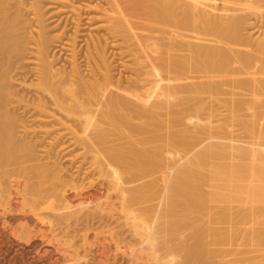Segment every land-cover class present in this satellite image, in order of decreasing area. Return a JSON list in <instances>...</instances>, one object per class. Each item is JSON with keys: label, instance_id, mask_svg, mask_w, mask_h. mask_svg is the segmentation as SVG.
Returning a JSON list of instances; mask_svg holds the SVG:
<instances>
[{"label": "bare ground", "instance_id": "obj_1", "mask_svg": "<svg viewBox=\"0 0 264 264\" xmlns=\"http://www.w3.org/2000/svg\"><path fill=\"white\" fill-rule=\"evenodd\" d=\"M19 1V5L16 4L18 12L16 11L12 17V15H9V10L12 5L13 8L15 7V2L11 4L13 2L11 0H0V264H61V260L67 258L68 249L71 250L70 248L73 247L71 245L68 247V244L71 243L66 246V242L57 241L58 243L53 246V251H49L47 248L41 252L40 248L45 244L42 241L38 243L34 240L36 237H41L42 240L49 239L46 231L51 223L47 222L50 220L52 222V219H57V221L59 220L64 224H69L71 221L77 222L79 224L76 223L77 227H83L82 229L86 230V234L80 231L79 228L75 231H78V236H80L79 232L83 234L80 236V242L82 241L85 249L88 247L91 249V240L87 232L96 231L95 229L100 230L101 226L104 225L103 221L101 222L103 220L102 216L107 218L105 215H108L109 218L111 216L114 218L112 214L115 213L118 216L119 212H115L117 209L114 210L116 205L114 207L113 203L116 199L112 202L114 196H110L112 193L113 195L116 193L115 196L122 201V205L119 204L123 208L120 216L124 213L126 221L127 218L136 219L132 217L134 216V213H132L133 206L135 205L134 208L141 206L137 204L143 202V200L147 202L148 198L150 199L148 201L151 202V199H153L156 203L161 198L166 200V208L164 207L165 204L160 206L163 208L161 211H164L161 214H165L167 218L165 215L162 216L163 218L159 214L156 215L158 211L154 207H144L145 209L155 210V212L151 210V213L150 209L146 212L141 207V211L146 212L148 216H145L146 214L143 212L142 223H137L136 229H132L136 231L134 233H137V236L140 235L139 247L127 250L125 247L129 249L133 244H129L130 246L123 245V248L122 245V247L120 246L123 242L120 239L117 241L118 244L115 243L117 251L122 250L124 255H127L126 261L124 258L118 260L116 253L114 258L109 254L111 248L107 242L112 240L113 243L116 238L112 233L114 229L110 230L108 228V237L102 236L104 239H100V232V238L98 235H94L98 242L91 237L97 242L91 241L92 244H97L96 248L92 246L93 253H95L93 259L97 260L95 262L98 264H134L135 259L138 257L136 261L139 260L143 256V251L148 247L155 251L156 247L160 246L159 241L157 240L156 244L155 240L156 237V239L160 237L157 235L158 233L167 235L169 238H172L170 236L176 237L181 233V230L177 232L178 227L183 226L184 229H181L185 231L184 225L189 226V231L194 227L190 237L194 236L192 239L195 242H189L190 240L185 238L184 242L181 240V244L180 242L179 245L176 244L177 242L175 244L183 252V248L186 246L184 249L185 251L188 249L189 252L186 251L188 254L185 258H188L189 255L194 260L193 264L199 263L198 260V262H195V259L203 260V256L207 260L203 263L211 264L217 253H213V251L210 253V249H208L209 253H204L203 250L199 251V247L204 246L200 243L203 241V236L206 237V235L201 230L202 228L198 227V225H201V222H198L201 217L198 218L197 216H203L204 211L208 214L211 225L215 224L212 223V220L217 223L215 224L217 227L213 225L210 229L208 228L209 221L205 217L206 214L203 216L206 218L204 220V223L206 221V225H204L207 226L205 229L208 228L213 237L217 236L216 238H219L221 236L218 239L220 242H216L214 238L210 237L209 241L211 242L208 243H211L214 247L222 242L219 247L221 251H219L224 253H221L222 256L220 252L217 255L221 256L222 259L226 258V255L233 254V252L228 253V250L226 252L225 248L227 246L223 248L225 251L222 250L221 247H224V244L233 245L231 241H236L235 243L238 244V240H241L242 244H240L244 246L245 243L242 239L245 237L243 236L253 239L254 232L250 230L254 236H248L250 235L249 230L244 227L246 223L243 224V228L241 227L246 214V221L250 220L249 218L252 215L248 214L256 210V205H264V125L260 123L264 120V33L262 34L263 37L257 38L258 43L252 45L249 42L248 49L245 48L246 41L244 44L243 30L248 29L247 23L250 20L246 18L249 17V13L245 18L241 17L240 14L239 16L235 15L241 9L235 7L237 5L233 4V0H95V3L98 1L97 5H92L94 2L89 0L90 2H88H93L91 5L95 7L91 9L94 13L97 11L99 14L95 13L98 16L96 20L106 22L104 23L107 25H104L106 33H104L105 36L101 35L102 37L91 35L93 38L89 39L90 42H87V47L85 45L86 49L82 47L84 50L82 48L79 50L77 39H80L78 35L80 34L79 30H82L79 29L81 28L82 18L76 17L85 13L83 6L85 2L87 3L86 0H80L84 3L77 5L78 7L76 6L77 10L81 11L83 9L82 11H84L82 14L77 11V16L74 15L76 14L74 4V7L70 6V8H74L75 12L69 9V5L67 7L69 11L67 10L66 15L73 13L71 16H76L75 19L70 15L69 17L74 21L76 19L79 21H73V24L77 26L74 27L77 29H75V33L70 34V37L68 35L70 32L66 34L69 39L65 43L63 35L50 36V30H48V24H45L46 19L44 20L43 15L44 4H40V6L38 0L31 2L32 4L30 3L31 0L29 1L34 6L29 5L32 7L29 9L34 10L33 16L35 18L33 17L34 20H31V22L35 21V24H33L27 21V18L26 20L21 18V13L26 12L27 8L25 9V6L28 5L23 4L25 0L23 3L22 0ZM61 1L59 3H62ZM72 1L67 3H76V0ZM240 1L242 3L244 0ZM52 3L54 2L52 1ZM77 3L79 4L78 0ZM234 3L237 4V2ZM55 4L57 6L58 2ZM20 5L24 7H21L23 12H21ZM255 5L256 3L253 6ZM86 6L88 7V4ZM15 8L17 9V7ZM60 8L61 10L64 9L63 7ZM29 9L27 10L32 14ZM250 9L255 14L260 12L257 11L256 7ZM57 12L60 13V10H57ZM254 13L250 12L255 17ZM57 15L59 16V14ZM24 21L27 25L23 23ZM92 21L94 20L92 19ZM28 22L33 26L37 23L39 31L35 34L33 31H29L31 26H28ZM98 22L96 21V23ZM22 23L29 28L26 27L27 29L24 30L25 26H21ZM158 26L160 27L157 28ZM95 28L97 29V27ZM27 30L31 34L29 38H27ZM25 34H27L26 37ZM260 39L262 40L260 41ZM119 40L120 42L122 40L126 45L123 46V43L120 45ZM133 40L135 41L133 42ZM54 43L58 45L53 46L54 50L60 54L66 51L69 52L71 60L69 63L67 62V67L55 68V58L51 50ZM110 44H112L111 47ZM112 46L118 47L119 57L129 56L130 58L127 57L129 59L134 57V60L132 59L134 62L136 59L138 68L135 70L136 72L134 71L136 76L132 73L134 79L126 78L122 80L121 78L114 81L107 56V52ZM250 46L251 48L256 46L255 53L254 48L252 49L254 54L251 50L249 51ZM118 55L116 54V56ZM79 56H82L80 57V59L83 58L81 59L82 62L79 60ZM116 56L114 55V58ZM83 62L84 64L86 62V67H91L90 74L92 76L89 75L91 77H88L90 79H86L82 74L84 70L81 69L80 64ZM28 63H31L30 66L32 65L34 71H36L38 80L37 84L31 85L34 88L31 97L21 96L16 84L20 77L24 78L26 72L23 71H26ZM110 67L112 66L110 65ZM132 67L136 68L135 66ZM128 68L130 67H125L126 70ZM22 83L25 84L26 82ZM213 100L218 101L220 108L222 106L228 112L229 115H227L230 118L227 119L226 113L221 108V113H225L226 119L224 118V123L222 121L223 124L221 123L216 129L211 126L214 124L211 120L216 116V113L219 114L220 110L219 108H213V105L210 104ZM217 107H219L218 104ZM216 110L219 112H215ZM223 115L217 116L222 118ZM245 116L251 118L250 121L245 124H238L240 126L239 130L245 136H236V130L233 127H237V125L235 126L232 122L235 123L237 122L236 118ZM67 146H70L71 150L80 148L85 151V153L82 152V162L77 163V165H80L77 166L76 163L71 165L70 163L71 166L66 167V169L74 168L73 165H75L77 168L73 170H75L74 172L78 171L76 172L78 175L75 174V177H81L79 180L73 178L74 172L71 168L66 171L65 167L52 165L55 163H52V158L54 160L58 159L56 155L54 156V151H57L55 154L60 158L61 154H59L60 150L58 149H61V153L64 155L69 150ZM73 146L77 148H73ZM62 150L63 152L66 150L65 153ZM67 172H71L73 175L71 176V173L68 175ZM66 175L71 177H67L70 178V182L66 179ZM95 176L103 180V183L99 181L101 184H98V186L94 184V188L90 181L96 183L98 179L94 178ZM88 180L90 181L88 182ZM87 182L90 184V190H88ZM136 183H140V185L134 186ZM101 185L103 187L105 185L106 190L108 188L109 191L113 192L108 191L109 193L106 192L107 194L104 195L105 193L100 188ZM68 188L72 189L71 195H68ZM165 200L160 201H163V204ZM236 202L250 204L251 208L255 210L250 211L251 208H249L250 212L244 213L247 212L246 209L244 212L241 210V214H238V208L235 215L228 210L230 207L228 208L227 205ZM153 204L150 203L152 206ZM154 206L156 205L154 204ZM160 206L158 207L160 208ZM215 209L217 212L219 211V215L217 217V212L214 211L215 216L211 217ZM220 209L223 211L220 212ZM258 209H261L262 213V208ZM227 210L231 213H228ZM189 214L192 217H189ZM228 214H230V217H232L231 214L235 215V218L238 217L237 220L227 219ZM20 215L22 216L20 217ZM254 215L258 216V214ZM168 216L173 218L172 221ZM225 216H227L226 219ZM239 216L243 220L241 217L239 220ZM256 216L254 221H252L253 217L250 221L258 222L255 221ZM259 216L264 217L261 214ZM96 217L102 218L98 221V224L101 223L99 229L96 228L98 219L94 222ZM145 217L146 219L149 217L148 221H151V223L144 221L146 220ZM193 217H197L199 220H194ZM190 218L193 219L189 220ZM157 219L159 221L165 219L166 228H164L165 226H162L163 229L157 227ZM167 220L169 221L167 222ZM260 220L259 223L262 225ZM81 221H83L82 224L79 223ZM195 221L199 223L197 226ZM232 221H238L239 224L235 222V225ZM72 222L69 225L70 227ZM225 222L227 223L226 226H224ZM232 224L233 226H231ZM43 225L48 226L46 230L42 228ZM110 225L112 224L107 226L110 227ZM127 225L132 226L130 221L127 222ZM222 225L224 227H220ZM228 225L232 228L227 227ZM238 225L241 226L238 227ZM107 226L105 227L107 228ZM133 226H135V223ZM214 226L217 230L213 228ZM197 227L200 229L196 232ZM175 228L177 231H175ZM227 228L229 231L226 230ZM258 228L260 226L255 229ZM158 229L162 230L159 231ZM173 229L178 234L173 232L174 235H172ZM231 229L234 232L231 233ZM244 229L245 234L248 232L246 235L243 232ZM164 230L168 231L163 232ZM170 230L172 231L170 232ZM260 230L255 232L257 234L261 233V235L256 234V237L264 236V230L259 232ZM238 231L239 233L242 232L240 234L243 235V238L235 240V238L241 236L238 233V237H236L235 233ZM192 232H194L193 235ZM230 233L231 238H229ZM233 233L234 236H232ZM103 234L106 235L107 233ZM117 234L121 238L122 233ZM227 235L229 236L227 237ZM256 237H254L257 239L256 242H259L261 237ZM249 238H245L246 245L249 244V240L251 242ZM179 239H181L180 235L176 240L180 241ZM230 239L232 240L229 242ZM262 239L259 246H261ZM128 241L130 240L128 239ZM161 241L160 243L164 247L167 241L165 243ZM125 242L122 244H126ZM252 242L251 244H253ZM256 242L255 244H258ZM23 243L29 244V246L25 247ZM189 243H195L199 249L194 250ZM251 244L247 248L255 246ZM188 245L190 248L187 247ZM230 245L228 246L231 247ZM173 247L175 250L174 245ZM90 249L88 248L85 252L87 256L88 252L92 253ZM250 249H246L247 252L254 250ZM164 250L161 249L162 252ZM74 252L77 253L74 254L75 256H80L82 264H85L86 262H83L84 258H81L82 254L80 255L77 250ZM200 252L204 254H197ZM254 252L257 253V249ZM261 252V256H264ZM51 253L59 256L54 261L52 260L53 262H51V259L49 262L47 257ZM118 254L120 255V252ZM178 254L180 255V253ZM207 254H211L212 257L210 258ZM213 255L215 256L213 257ZM257 256H252L253 258L247 260H254ZM242 257L243 259H240L242 262H248L244 260V256ZM77 259L76 257L75 260ZM122 260L125 262L122 263ZM175 260L170 261V264H172L171 262L174 263ZM234 260H237L236 264H238V258H234ZM249 263L258 264L250 261ZM73 264H78V260L77 263ZM79 264L81 263L79 262Z\"/></svg>", "mask_w": 264, "mask_h": 264}, {"label": "rangeland", "instance_id": "obj_2", "mask_svg": "<svg viewBox=\"0 0 264 264\" xmlns=\"http://www.w3.org/2000/svg\"><path fill=\"white\" fill-rule=\"evenodd\" d=\"M11 1H13L11 4H13V3L15 2L14 6L17 7V9H16L15 7L13 8V7H12L13 5L11 6V5L9 4V5L11 6V8H10V6H9V8H10V10H9V15H12V17H13V16L15 15V12H16V11L18 12V6H17V5H19V4H18V1H19V0H17V1H16V0H15V1H14V0H11ZM20 1H21V0H20ZM20 1H19V2H20ZM29 1H30V0H25V2H24V0H22L21 2H22V3L24 2L23 4L29 6V5L32 4L31 2H34L35 0H33V1L31 0V1H30L31 4L29 3ZM52 1H53L54 3H52ZM60 1H61V0H47V2H46V0H42V1L38 0V4H39V5H40V4H41V5L44 4V5H43V7H44V9H43L44 11H43V12H44V13H43V12H42V13H43V15H44V20L46 19V23H45V24H46V25L48 24V30H50V36L52 35V37H53V36L55 37V36H62V35H63V40H64V43H65V42L68 41V39H69V37H70V34L75 33L74 31H75V29H77V28H75V27H77V26H75L76 24H75V25L73 24L74 22L77 21V19H76V21H74V20L71 19V17H72L73 19H75V17H76L77 14H78L77 11H79V10L76 9V8L78 7L77 5H82V4L84 3L83 1H85V0L81 1L82 3L80 2V0H78L79 4L77 3V0H76V3H75V2H74V3H67V2H69V1L71 2L72 0H69V1H68V0H66V1H65V0L63 1V0H62L61 2H62L63 4H62V3H59ZM73 1H75V0H73ZM73 1H72V2H73ZM86 1H87V3L85 2V4H86V5L88 4V7H89V8L84 4L83 9H84L85 13H83L84 11H82V10H83L82 7H80V9H82V10L79 11L80 14L83 13V14L81 15V16H83V17H81V16H79V15H78V17H76V18H79V17L82 18V19H81V22H82V23H80V27H81V28H79V29H82V30H79V32H80L79 35L77 34V35H78V38L80 37V39H77V41H78V45H79V50H81L82 47L84 48L85 45H86V47H87V42H90L91 38H93V37H99V36L102 37L103 35L105 36L104 33H106L105 30H104V25H105L104 23H106V22H103V21L101 22V21H99V20H96V18H98V16H97L98 13H97V11H96L95 13H97V14H95L94 11H93V9H91V8L94 7V6H92V5H97L96 3H98V1H96V3H95V0H90V1H93L94 3H93V2L89 3V2H90L89 0H86ZM88 1H89V2H88ZM245 1L247 2V4H246ZM249 1H250V2H249ZM252 1L254 2L255 0H244V1L242 2V3H243V4H242L240 0H239V1H238V0H233V4L237 5V6H235V7H239V8L241 9V11H238V12H239L238 14H237V12H236L235 15L239 16V14H240L241 17H244V18H245V17L248 16V13H249V17L246 18V19L250 20V21L247 23V26H248L247 28H248V29H246V31H248V32H246L245 29H244V30H243L244 34L242 33V34H243V37L245 38V39L243 38V43L246 41V42H245V43H246V45H245L246 47H245V48H247V49H248V45H250V44L254 45V43H258L257 38L259 39L261 36L263 37L262 34L264 33V29H263V28H264V6H263V5H264V0H259L260 2H258V1L256 0V1L254 2V4L256 3L255 6H253L254 4H253ZM43 2H45L46 4L43 3ZM57 2H58L57 6L60 4V5L58 6L59 8H58V7L56 6V4H55V3H57ZM234 2H237V4L234 3ZM50 3L52 4V7H51V4H50ZM92 3H93V4H92ZM250 3H252V4H250ZM258 3H259V4H258ZM16 4H17V5H16ZM47 4H48V5H47ZM64 4H65V5H64ZM73 4H74L76 10H75L74 8H72V9L70 8V6L74 7ZM91 4H92V5H91ZM240 4H241V5H240ZM260 4H261V5H260ZM21 5H22V4H21ZM21 5H20V8H21V7L24 8V7L21 6ZM41 5H40V6H41ZM68 5H69V9H70V10H73V9H74V10L76 11V12H75V11L73 10V12L76 13V14H74V15H76L75 17H73L74 15L71 16L73 13H70V14L68 13V15H66L67 10L69 11V9H67ZM238 5H240V6L243 7V8H241V7L238 6ZM247 5L250 6V7L248 8ZM28 6H27V7L25 6V9H26V8L29 9L32 5L29 6V7H28ZM76 6H77V7H76ZM244 6H246V7L244 8ZM262 6H263V7H262ZM32 7H34V6H32ZM32 7H31V8H32ZM60 7H63L64 9L61 10ZM86 7H87V8H86ZM254 7L257 8V11H260V12H258V13H260V14L256 13V14H257V15H256L254 12H252V10H251L250 8H254ZM9 8H8V9H9ZM12 8H13V9H12ZM22 8H21V10H22L21 12H23V9H22ZM94 8H95V7H94ZM247 8H248V10H247ZM259 8H260V9H259ZM14 9H16V10L14 11ZM27 9H26V12L24 11V14H26V15H24L23 13H21V18H23L24 20H26V18H27V19H28L27 21H30V22H31V20L33 21L34 18H35V17L33 16V15H34V12H33L34 10H32V9L30 10V9H29V10L32 12V14H31ZM53 10H54V11H53ZM57 10H60V13H58L59 11L57 12ZM65 10H66V11H65ZM94 10H95V9H94ZM246 10H247V11H250L252 14L254 13V14H255V17H254V15L250 14V12H247ZM12 11H13V12H12ZM45 11H46V12H45ZM61 11H64V12H61ZM88 11H89L90 15H89ZM27 12H28V13H27ZM54 12H55V13H54ZM56 12H57V13H56ZM70 12H71V11H70ZM11 13H12V14H11ZM47 13H48V14H47ZM246 13H247V14H246ZM22 14H23L24 16H23ZM57 14H59V16H58ZM61 14H63V15H61ZM242 14H243V15H242ZM31 15H32V16H31ZM69 15H70L71 17H69ZM88 15H89V16H88ZM98 15H99V14H98ZM233 15H234V14H233ZM67 16H68L69 18H68ZM84 16H86V17H84ZM96 16H97V17H96ZM251 16H252V17H251ZM258 16H261V17H258ZM31 17H32V19H31ZM33 17H34V18H33ZM48 17H49V18H48ZM52 17H53V18H52ZM89 17H90V18H89ZM47 18H48V19H47ZM57 18H58V19H57ZM87 18H88V19H87ZM91 18H92L94 21H92ZM250 18H251V19H250ZM256 18H257L258 21L256 20ZM23 19H22V20H23ZM49 19H51V20H49ZM90 19H91V20H90ZM56 20H57L58 22H57ZM60 20H61V21H60ZM63 20H64V21H63ZM89 20H90V21H89ZM252 20H253V21H252ZM255 20H256V21H255ZM261 20H262V21H261ZM73 21H74V22H73ZM78 21H79V20H78ZM78 21H77V22H78ZM91 21H92V23H91ZM96 21H97V22L99 21V22L96 23ZM30 22H28V26H29V27L31 26V27H32V30H31V27H30L29 31H33L34 34L37 33V32L39 31V28L37 29V23H36L35 26H33V24H35V21H34V22H31V23H33L32 25L30 24ZM83 22H84V23H83ZM23 23H25V21H24ZM23 23H22V24H23ZM50 23H51V24H50ZM60 23H61V24H60ZM249 23H250L251 25H253V26H251ZM256 23H258V24H256ZM22 24H21V26H25V24L27 25V23H25V24H23V25H22ZM29 24H30V25H29ZM83 24H84V25H83ZM93 24H94V25L97 24V25L94 26ZM254 24H255L256 26H258L259 28L261 27L262 29H261V28L258 29ZM259 24H260V25H259ZM57 25H59V26H57ZM249 25H250V26H249ZM28 26H25V28H23V29L25 30V29L29 28ZM50 26H51V27H50ZM67 26H69V27H67ZM74 26H75V27H74ZM99 26H100L101 28H100ZM105 26H107V25H105ZM154 26H155V25H154ZM156 26H157V25H156ZM262 26H263V27H262ZM26 27H27V28H26ZM35 27H36V28H35ZM55 27H56V28H55ZM63 27H64V29H63ZM83 27H84V28H83ZM95 27H97V29H96ZM98 27H99V28H98ZM159 27H160V26H158L157 28H159ZM254 27H256L257 29L254 28ZM65 28H66V29H65ZM67 28H68V29H67ZM23 29H22V31H24ZM72 29H73V30H72ZM91 29H92V30H91ZM98 29H99V30H98ZM101 29H102V30H101ZM34 30H35L36 32H35ZM58 30H59V31H58ZM66 30H67V31H66ZM95 30H96V31H95ZM254 30H255V32H254ZM257 30H259V31L257 32ZM261 30H262V31H261ZM27 32H28V30H27ZM66 32H67V33H66ZM69 32H70V33H69ZM72 32H73V33H72ZM98 32H99V33H98ZM23 33H25V31H24ZM54 33H55V34H54ZM63 33H65V34H63ZM68 33H69V34H68ZM259 33H260V34H259ZM27 34H28V37H27V38H29V37L31 36V34H30L29 32H28ZM27 34H25V37H26ZM29 34H30V35H29ZM66 34H68L69 37H68V35H66ZM95 34H96V35H95ZM252 34H253V35H252ZM258 34H259V35H258ZM91 35H92V36L94 35V36L92 37ZM101 35H102V36H101ZM71 36H73V35H71ZM252 36H253V37H252ZM246 38H247V39H246ZM263 38H264V37H263ZM87 39H88V40L90 39V40L88 41ZM85 40H87V41H85ZM261 40H262V39H260V41H261ZM110 41H111V40H110ZM134 41H135V40H133V42H134ZM62 42H63V41H62ZM85 42H86V43H85ZM119 42H120V40L118 41V43H119ZM249 42H251V43L249 44ZM83 43H84V44H83ZM121 43H123L122 40H121V42H120V45H121ZM245 43H244V44H245ZM54 44H55V45H54ZM54 44H52V48H51V50L53 51V52H52V55H53L54 58H55V59H54V60H55V66H56L55 68H61V67H63V66H66V67H67V66H68V63H69L70 60H71V58H70L71 56H70L69 52L66 51V52H63V53L60 54L58 51L54 50V49H55L54 47L58 46L56 43H54ZM58 44H59V43H58ZM111 45H112V44H110V47H111ZM125 45H126V44H125ZM125 45H124V43H123V46H125ZM53 46H54V47H53ZM80 46H81V47H80ZM86 47H85L84 49H86ZM110 47H109V48H110ZM255 47H256V46H252V48H251V46H250L251 49H249V51L251 50V52H252V49L254 48V53H255ZM83 48H82V50H84ZM112 48H114V49H112ZM112 48H110V49H109V52H107V53H108L107 56H108V58H109V59H108V60H109V63H110V65L112 66V67H110V65H109V69L111 68L110 70H111V72L113 73L114 81H118V80L121 79V78H122V80H123V79L125 80L126 78H132V79H134L135 77H133V75H134L135 72H136L135 70H137V68H138V67H137L138 65H137V61H136V59H135V62H134V61H133V60H134V57H133V58L131 57L133 60H132V59H129V58H130L129 56H127V57H129V58H127L126 56L123 57V58H121L122 56L119 57L120 55H118V54H120V52H118L119 49H117L118 47L116 48L115 46H112ZM242 50H243V48H242ZM243 51H244V50H243ZM245 51H246V50H245ZM247 51H248V50H247ZM252 53H253V52H252ZM254 53H253V54H254ZM59 54H60V55H59ZM65 54H66V55H65ZM67 54H68V55H67ZM112 54H113V55H112ZM116 54H117L118 56H116ZM80 55H82V54H80ZM114 55L116 56L115 58H114ZM80 57H82V56H79V60L81 61V59H83V58L80 59ZM136 58H137V57H136ZM124 60H125V62H124ZM138 61H139V60H138ZM65 62H66V63H65ZM67 62H68V63H67ZM81 62H82V61H81ZM133 62H134V63H133ZM63 63H64V64H63ZM111 63H112V64H111ZM28 64H29V63H28ZM30 64H31V63H30ZM30 64H29L28 67L26 68V71H25V70L23 71L24 73L26 72V73H25L26 75L24 74V76H23L24 78L20 77V78H19L20 80L18 79V82H16V84L18 85V86H17V90L19 91V93H20L21 96H29V97L33 96L34 88H33L31 85H35V84L38 83V82H37L38 80H37V78H36V77H37V76H36L37 73H36V71H34L33 66H32V65L30 66ZM122 64H123V65H122ZM113 65H114V66H113ZM124 65H125V67L127 66V67H130V68H128V70H126L127 68L125 69ZM83 66H84V67H83ZM86 66H87L86 62H85V64H84V62L80 64L81 69L84 70V71H82L81 69H80V70L82 71L83 76L87 79L88 77H91L92 74H90V73H91V71H90V70H91V69H90L91 67H89V66L86 67ZM132 66H135L136 68H134V67H132ZM113 67H114V68H113ZM131 68H132V69H131ZM133 68H134V69H133ZM112 70H114V71H112ZM134 71H135V72H134ZM83 72H84V73H83ZM112 73H111V74H112ZM132 73H133V75H132ZM89 75H91V76H89ZM134 76H136V75H134ZM88 79H90V78H88ZM22 82H26V83L24 84V83H22ZM21 83H22V84H21ZM23 84H24V85H23ZM220 98H221V97H220ZM222 98H223V97H222ZM208 102L210 103V101H208ZM212 102H214V103H212ZM212 102H211L210 104L213 105V108H215V109H218V108H219V110H220V112H219L218 110H216L215 112H219V114L216 113L215 115H216V116H217V115H220V116H221V115L224 114V115L222 116V118L219 116L221 119H220L218 116H217L218 118H217L216 116H214V117H213L214 120H213V119L211 120V121H212V124L214 123V124L211 125V126H212V127H215V129H216V128H218V127L221 125L222 121H223V123H224L226 117H227L228 120H229L230 118H228V115H229V114H228V112L225 111V109L222 108V106H221V108L224 110L223 112L226 113V117H225V113H221L222 109L220 108L219 103H217L218 101L215 102V101L213 100ZM214 104H215V106H214ZM217 104H218L219 107H217ZM215 109H214V110H215ZM227 114H228V115H227ZM247 114H248V113H247ZM247 117H248V116L241 117V118H236V121H237V122H235V123L232 122L235 126L237 125V127H233L234 130H236V131H235L236 134L234 133L236 136H240V137H244V136H245V135L242 133V131L239 130V129H240V128H239L240 126H238V124L241 125L242 123L245 124V123H247L248 121H250L251 118H249V117L247 118ZM224 118H225V119H224ZM223 119H224V120H223ZM237 119H238V120H237ZM239 119H240V120H239ZM234 120H235V119H234ZM230 121H231V120H230ZM232 121H233V120H232ZM204 123H206V122H204ZM204 123H203V124H204ZM223 123H222V124H223ZM260 123H261L262 125H264V120H263L262 122L260 121ZM187 124H188V123H187ZM217 126H218V127H217ZM234 130H233V131H234ZM238 130H239V131H238ZM238 133H239V134H238ZM240 133H241V134H240ZM232 134H233V133H232ZM234 134H233V135H234ZM70 146H71V145H70ZM70 146H69V147L67 146V147L69 148V150H70L71 152H68L69 150H68L67 148H66V149H67L68 151L65 150L66 153H65V151L63 152V150H62V152L65 153L64 155L61 153V149H58V150H60V153H59V152H58V153L61 154L60 158H59V156H57V154H55V152L57 153V151H54V156L56 155V158H58V159H55V160H54V158H52L53 160H51V161H52V163H53V162L58 163V164H55V163H54V164H52V165H56V166L59 165V166H61V168H64V167H65V170H66V171H68L67 169H70V168H71L72 171L74 172V171L76 170V168H77L75 165H73L74 168H75V170H73L74 168H72V167L67 168V169H66V167L71 166L72 163H73V164L76 163V165H77V163H81V162H82V158H81V156L83 155V153H85V151H84L83 149L81 150L80 148L71 150V149H70ZM64 147H65V146H64ZM71 148H72V147H71ZM73 148H77V147H74V146H73ZM40 149H41V148H40ZM41 151H42V150H41ZM82 152H83V153H82ZM67 153H68L69 155H68ZM70 153H71V154H70ZM68 156H69V157H68ZM60 159H61V160H60ZM56 160H57V162H56ZM59 160H60V161H59ZM74 161H75V162H74ZM70 163H71V165H70ZM78 165H80V164H78ZM78 165H77V166H78ZM59 166H58V167H59ZM69 171H70V170H69ZM72 171H71V172H72ZM71 172H67V174L70 175ZM73 172H72V173H73ZM76 172H78V171H76ZM76 172L73 173L74 175L71 173V176L73 175V178L75 177V174L78 175V173H76ZM65 174H66V172H65ZM82 176H83V175H82ZM67 177H70V176H67V175H66V179L69 181V179H70L71 177H70L69 179H68ZM77 177H79V176H77ZM75 178H76V177H75ZM80 178H81V177H80ZM80 178H76V179L79 180ZM94 178H97V177L95 176ZM92 179H93V178H92ZM97 179H98V181H97L96 179H94L95 181H97L96 183H94V181H92L91 179H90V180H91L92 182H91L90 180H88V182L90 181V184H92L93 187H94V184H96V186H98V184L100 185L101 182L103 183V180H101V179H99V178H97ZM76 181H77V180H76ZM86 181H87V180H86ZM86 181H85V182H86ZM99 181H101V182L99 183ZM69 182H70V181H69ZM88 182H87V187H89V185H90ZM85 184H86V183H85ZM137 184H138V183L134 184V186H136ZM138 185H140V183H139ZM104 187H106V186L104 185ZM104 187L101 185L100 188H101V190H102L105 194H104L103 192H102V193H103L104 195H106V194H107L106 192H108L109 189L107 188V190H106V188H104ZM94 188H95V187H94ZM92 189H93V188H92ZM92 189H91V190H92ZM68 190H69V192H71V193L68 192V195H69V194L71 195V194H72V189H69V188H68ZM70 190H71V191H70ZM88 190H90V187H89ZM93 190H94V189H93ZM93 190H92V191H93ZM109 192L111 193V192H113V191H109ZM109 192H108V193H109ZM115 195H117V194L115 193ZM115 195H113V193H112V195L110 194V196H112V197L114 196L113 198H112V197H110V198H112V202H113L114 199H116V200H114L113 203H114V207H115V205H116V208H114V210L117 209L115 212H117V213L119 212V213H118V216H117V214H116L115 212H113V213H115V214H112V215H114V218H112V216H111L112 219L109 218L108 215H105V216H107V218H105L104 216H102L103 220H101V222L103 221L102 223L104 224V225H102V226H101V223L98 224V221H100L99 219H102V218H101V217H100V218H99V217H98V218L96 217V219L94 220V222L98 219V220L96 221V222H97L96 225H98L96 228H98L99 226H101V228L99 227L100 230L95 229L96 231H91V232L88 231L87 234H89V238H90V240L93 241V242L95 243L97 239L94 238V235H98V237H99V232H100V237H101V238H100V237H99V238H100V239H104L103 237L106 238V237H108V234H109V230H107V229H108V228H109L110 230H111V229H112V230L114 229V230H113L114 232H112V233H114V235H115L116 238L113 240V243H112V240H109V242H107V244H108V243L110 244L109 247L111 248V249L109 250V251H110L109 254H110V256H111L112 258H114V257L117 255L118 260H121V259L124 258V260L126 261V260H127V257H126L127 255H124V252H123L122 250L117 251L118 249H117V245H116L115 243H117V241L120 239V241H123L122 243H124V241H126V242H125L126 244H122V243H121L120 246H121V245H122V246H123V245L130 246L129 244H133V245H134V246L132 245L131 247H129V249H128V247H125V249L127 248V250H130V248L132 249L133 247H134V248H135V247H139V241H138V240H139L140 235L137 236L138 234L136 233V234H137V235H136V234L134 233V232H136V231H134V230L136 229V226H137L136 224H137V223H138V224L142 223V222H141V217L144 215L143 212L146 211V210H149V209H150L149 211H150V213H151V212L154 210V209H153V210L151 209V208H153V207L155 208L156 211H158L156 215L159 214V215L161 216V218H163L162 216H164L165 214H163L164 211H161L163 208H161L160 205H164V204H165L164 207L166 208V200H165L164 198H161L160 200H165V201H164V203L162 204L163 201H160V200H159V201H160V204H159V205H158L159 201H157L158 203H156V201L154 202V200L151 199V202H150V201H148L149 198L147 199V202H146V200H145V201L143 200V202H139L137 205H141V206H138L140 210L137 209V208H138L137 206L134 208L135 205L133 206V209H132V211H133L132 213H134V216H132V217H133L134 219H135V218H136V219H135V220H133V219L131 220V219H128V218H127V221H126V218H125L126 215H125L124 213H122V215L120 216V214H121V212H122V209H123V208L120 207V205H122V201L120 200V198L118 199ZM159 198H160V197H159ZM149 200H150V199H149ZM157 200H158V199H157ZM152 201H153V202H152ZM145 203H146V205H145ZM150 203H151V204L154 203V204L157 206V209H156V206H154V204H153V206H152V205H150ZM119 204H120V205H119ZM143 204H144V205H143ZM241 204H242V205H241ZM148 205H149V206H148ZM146 206H147V207H150V206H151V208H149V209L146 208V209H145L144 207H146ZM158 206H160V208H159ZM227 206H228V208L230 207V209H228V210H230L231 212H233V214H235V215H236L235 211H236L238 208H239L238 210L240 211V213H239V211H238V214H241V212H242L241 210H243V212H244L246 209H247V212H244V213H248L249 208H251V205H250V204H243V203H239V202H236V203H233V204H229V205H227ZM234 206H235V207H234ZM236 206H237V207H236ZM239 206H240V207H239ZM241 206H242V207H241ZM259 206H260V207H259ZM262 206L264 207L263 204H262V205H261V204H260V205H259V204L256 205V207H255L256 210H255L254 208H251V209H250V211H252V210L254 209V210L256 211V213H254L255 211L253 210L254 212H250V211H249V212L252 213V214H250V213L248 214V215H252V217H253L254 214H258V216L254 215V217L256 216V219L258 218L257 220L255 219V221H258V222H251V221H250L251 218H252L251 216H249V217H251V218H249L250 220H247V221H246V218H247L246 215H247V214L245 215L246 218L244 217L245 220L242 219V217H243L242 215H243V214L241 215L242 217L239 216V220H240V217H241V219L243 220V223H242V227H241V228H243V226H244L243 224L246 223V225H245L244 227L247 228L246 230H249L248 232H249L250 235H248V236H254V235H255L254 237H256V234H257V233H255V232H257V230L261 229L259 232H261L262 230H264V221H261V220H264V217L261 216V217H262V218H261V217L259 216V214L264 215V212H263L264 209H263ZM141 207H142L143 209H142ZM258 208H262V210H263L262 213H261V209H258ZM141 209H142V210L145 209V210L142 212ZM216 209H217V208H216ZM216 209L213 210V214H212V215L210 214L211 212L209 213V215H211V217H213V215H214V211H216ZM233 209H235V210L232 211ZM151 210H152V211H151ZM155 210H154L153 212H155ZM217 210H218V209H217ZM228 210H227V211H228ZM257 210H258V212H259V210H260V212L258 213ZM159 211H160V212H159ZM222 211H223V210L220 209V212H222ZM230 211H228V213H231ZM146 212H148V211H146ZM146 212H144V213L146 214L145 216H148ZM161 212H163V213H162L163 215L161 214ZM207 212H208V211H207ZM216 212H217V211H216ZM216 212H215V213H216ZM225 212H226V211H225ZM137 213H138V214H137ZM150 213H148V214L151 216ZM218 213H219V211L216 213V214H217V217H218V215H219ZM123 214H124V215H123ZM139 214H140V215H139ZM195 214H196V213H195ZM195 214L193 215L194 217L196 216ZM205 214H206L205 217H207V220H208V219H209V218H208L209 216H208V214L206 213V211H204V212L202 213L203 216H204ZM132 215H133V214H132ZM152 215H153V214H152ZM190 215H191V214H189L188 216H189V217H192V216H190ZM225 215H226V213H225ZM235 215H232V214H231L232 217H230V214H228V215H227L228 217L225 216V219H226V217H227V219H229V220H232L231 218L237 220L238 217L236 216L237 218H235V217H234ZM21 216H22V215H20V217H21ZM160 216H159V217H160ZM203 216H199V215L197 216L198 218L201 217V220H200V221H198L199 219H198L197 217H196V218L193 217V218H194V220L197 219V221H198L199 223L201 222V223H200L201 225H200V226L198 225V227H201V228H202L201 230L205 232L204 234L206 235V237L203 236V238H202L203 241H201V243H200V245H204V246H202V248H204V249H202L201 247H199V248H200V249H199L198 246H196L195 243H192V244L189 243V245L192 246L194 250H195V249H196V250L199 249V251H200V250H203L204 253H206V252L209 253V252H208V249H210V251H211L210 253H212V251H213V253H217V255H218L219 252L221 251V249H220L219 247H220V245H222V242H221V243H218L219 246H218V245H215L214 247L212 246L211 243H208V242H211V241H209V240H210V239H209L210 237L214 238V240H216V242H220L218 239H219L221 236H219V238H216L217 236H216V237H213L212 232L210 233V232L208 231V228L212 229L211 226H213V225H215V224H217V223H216L215 221L212 220V223H215V224H212V225H211V224H210L211 220H208L209 223H208V222H207V223L209 224L210 227L208 226V228L205 229V227H207V226H205V225H206V224H205L206 221H205V223H204V220H206V218H204ZM214 216H215V215H214ZM122 217H123V218H122ZM154 217H155V216H154ZM156 217L158 218V216H156ZM165 217H166V215H165ZM168 217H169V216H168ZM183 217H184V216H183ZM217 217L215 218L216 220H217ZM254 217L252 218V219H253L252 221H254ZM259 217L261 218V220H260ZM166 218H167V217H166ZM169 218H170V217H169ZM169 218H168V219H169ZM186 218H188V217L186 216ZM193 218H190L189 220H191V219H193ZM203 218H204V219H203ZM54 219H55V218H54ZM106 219H107V220H106ZM108 219H109V220H108ZM122 219H123V220H122ZM143 219H144V218H143ZM145 219H146V217H145ZM148 219H149V217H148ZM148 219H146V220H144V221L147 222ZM150 219H152V217H150ZM153 219H154V218H153ZM172 219H173V218L171 217L170 220L172 221ZM211 219H213V218H211ZM225 219H224V220H225ZM121 220H122V221H121ZM157 220L159 221V219H157ZM194 220H192V221H194ZM224 220H223V221H224ZM259 220H260V222H261L262 225H260ZM48 221H49V220H48ZM106 221H107V222H106ZM129 221H130V224H131L132 226H128V225H127V222H129ZM137 221H138V222H137ZM152 221H153V220H152ZM158 221H157V227L163 229V227L165 226L164 228H166L167 225H166V223H165V222H166L165 219H163V221H161V219H160V221L163 222V223H161L160 221L158 222ZM164 221H165V222H164ZM168 221H169V220H167V222H168ZM197 221H195L196 226H197V224H199V223H197ZM244 221H245V222H244ZM52 222H53V223H52ZM52 222H51V220H50L49 222H47V223H51V225H52V226H51V225H48V226H49L48 229H47V227H48L47 225H43V227H42V228L45 229V230L47 229L46 234H47V237H49V239L46 238V240H42L41 237H36V239H34L35 242H38V243H39L40 241H42V243L45 244V245H42V246H41V248H40V251H41V252H42L43 250L47 249V248H48L49 251H53V249H54L53 246H54L55 243H58L57 241L62 242V243H63V242H64V243L66 242V243H65L66 246H67L68 243H71V244H68V247H70L69 245H71V246H73V247L70 248L71 250L68 249V251L65 249V250L67 251V253H66L67 258H66V259H65V258L62 259V260H61V264H73V263H75V262L77 263V260H78V264H79V262L82 264V262H81V260H80V256H75V255L77 254V253L74 252L75 250L79 251L78 253H80V255L82 254V255H81V258H84V259H85V261H84V259H83V262H84V263H85V262H86V263L88 262V264H98V263H96L97 260H94V259H93V258H95V256L93 255V254H95V253H93V249H92V246H93V248H96V245H97V244L94 245V244H92V242L90 241V244H91L92 246H91V249H90V247H88V248H89L90 250H92V251H91L92 253H89V252H88V256H87V255L85 254V252H87L86 250H87L88 248L85 249V248L83 247L84 245H82V241L80 242V236L83 235V234H81V232H79V233H80V236H78V235H79V234H78V231L75 232L76 230H79V229H80V231H83V232L86 234V230L84 231V229H82L83 227H77V224H78V223H77V222H72V221H71V222H72L71 227L69 226L71 222H69V224H68V223H65V224H64V223L61 222V221L59 222V220L57 221V219H56V220H53V219H52ZM82 222H83V221H81V222H79V223L82 224ZM105 222H106V223H105ZM131 222H133V223H131ZM139 222H140V223H139ZM148 222L151 223V221H148ZM218 222H219V221H218ZM226 222H227V220H226ZM226 222H225L224 226L227 225ZM235 222H236V221H234V222L232 221V223H234V224L236 225V223H237L238 221H237L236 223H235ZM248 222H249V224H248ZM58 223H59V224H58ZM60 223H61V224H60ZM76 223H77V224H76ZM114 223H115V224H114ZM134 223H135V226H133ZM192 223H193V226H195L194 222H192ZM223 223H224V222H223ZM223 223H222V224H223ZM228 223H229V222H228ZM240 223H241V221H240ZM253 223H254V224L256 223V224L254 225ZM258 223H259V224H258ZM67 224H68V225H67ZM74 224H76V225L74 226ZM109 224H112V225H110V227H113V228L108 227ZM204 224H205V225H204ZM218 224H219V223H218ZM230 224H231V223H230ZM230 224H229V225H230ZM237 224H239V223H237ZM62 225H63V226H62ZM78 225H79V224H78ZM83 225H85V223H83ZM107 225H108V226H107ZM126 225H127V226H126ZM150 225H151V224H150ZM220 225H221V223H220ZM229 225H228L227 227H230ZM247 225H248L249 227H248ZM256 225H257V226H256ZM44 226H46V227L44 228ZM103 226H104V227L107 226V228H106V227H105V228H102ZM122 226H123V227H122ZM124 226H125V227H124ZM162 226H163V227H162ZM215 226H216V225H215ZM215 226L213 227L214 229L217 227V226H216V227H215ZM224 226L222 225V226H220V227H224ZM231 226H233V224H232ZM240 226H241V225H238V227H240ZM254 226H255V228L260 226V228H258V229L256 230V229L254 228ZM61 227H62V228H61ZM76 227H77V228H76ZM93 227H94V226H93ZM114 227H115V228H114ZM119 227H120V228H119ZM126 227H127V228H126ZM134 227H135V228H134ZM182 227H183V226H182ZM182 227H181V226H180V228L178 227V229H179L178 231H177L176 228H175L176 230H175V229H173V231L170 230V232L172 231V233L174 232V230L177 231V232H179V231L181 230V233H179L180 238H181V239H179L180 241H177L178 238H179V235H176V237L170 236V237H172V238H169V236L167 237V235H163L161 232H160L161 234H159L158 232L161 231L162 229H161V230L158 229L159 231L157 232V233H158L157 235L160 236V237H158V239H156V238H157V237H156L155 240H156V244H157V240L159 241L158 244H159L160 246L156 247V250H155V251L148 247L146 250L143 251V256H142L141 258L139 257V258H140L139 260L136 261V259H138V257L135 259L134 264H170V261L175 260V258H176L177 261L175 260L174 263L171 262L172 264H176V263H178V264H184V262H185V264H187V263L189 264V263H191V262H192L191 264H193V263H194V262H193L194 260H192V259L190 258L189 255L187 256L188 258H185L186 255H187L188 252H189V250L187 249L186 251H188V252L186 253V251H185V249H184L186 246L183 248V250H184V252H183V251H181L182 249H180L177 245H179V242H180V244H181L182 241L184 242V239H185V238H187V240L189 239V240H190L189 242H192V241L195 242V240L192 239V238H194V236L190 237V235H191V231H193L194 227H193V229H192V225H191L190 227H191L192 230L189 231V230H190L189 226L184 225V227H185V231H186V232H185L184 230H183L184 232L182 231V229H184V228H182ZM198 227H197V229H196V232L200 229V228L198 229ZM236 227H237V226H236ZM236 227H235V228H236ZM71 228H72V230H71ZM78 228H79V229H78ZM94 228H95V227H94ZM99 228H98V229H99ZM122 228H123V229H122ZM181 228H182V229H181ZM187 228H188V229H187ZM218 228H219V227H218ZM230 228H232V227H230ZM230 228H229V229H230ZM248 228H250V229H248ZM49 229H51V230H49ZM74 229H75V230H74ZM81 229H82V230H81ZM104 229H105V230H104ZM120 229H121V230H120ZM132 229H134V230H132ZM214 229H213V230H214ZM219 229H220V228H219ZM48 230H49V231H48ZM54 230H55V232H54ZM69 230H70V231H69ZM73 230H74V232H73ZM93 230H94V229H93ZM116 230H120V231H116ZM215 230H217V229H215ZM226 230H228V228H227ZM233 230L235 231L234 228H233ZM233 230L231 229L230 232L232 233ZM240 230H242V229H240ZM250 230H252V232H254V233H253L254 235L251 233ZM101 231H102V232H101ZM107 231H108V232H107ZM165 231H168V230H164L163 232H165ZM218 231H219V230H218ZM221 231H222V229H221ZM228 231H229V230H228ZM234 231H233V232H234ZM68 232H70V233H68ZM71 232H73V233H71ZM95 232H96V233H95ZM143 232H146V231H143ZM170 232H169V233H170ZM177 232H176V233H177ZM188 232H189V233H188ZM194 232H195V231H194ZM194 232H192V235L194 234ZM196 232H195V234H196ZM208 232H209V234L207 235ZM213 232H214V231H213ZM223 232H224V231H223ZM226 232H227V231H226ZM243 232H244V234H245V229H244ZM246 232H247V231H246ZM248 232H247V233H248ZM262 232H263V231H262ZM91 233H92V235H91ZM101 233H102V234H101ZM103 233H107V234L104 235ZM117 233H119V234L122 233L121 238L118 237V236H120V235H118ZM133 233H134V234H133ZM166 233H167V232H166ZM172 233H171V234H172ZM174 233H175V232H174ZM174 233H173L172 235H174ZM176 233H175V234H176ZM218 233H219V232H218ZM220 233H221V232H220ZM224 233H225V232H224ZM227 233H228V232H227ZM231 233H230V237H229V238H231ZM238 233H239V231L235 233L236 237H238ZM240 233L242 234V232H240ZM240 233H239V235H241ZM247 233H246V234H247ZM110 234H111V233H110ZM116 234H117V236H116ZM177 234H178V233H177ZM213 234H214V233H213ZM216 234H217V233L215 232V235H216ZM246 234H245V235H246ZM259 234L261 235V233H259ZM259 234H257V235H259ZM263 234H264V233H263ZM263 234H262V235H263ZM129 235H130V236H129ZM169 235H170V234H169ZM183 235H184V236H183ZM219 235H220V234H219ZM225 235H226V234H225ZM50 236H51V237H50ZM67 236H68V237H67ZM75 236H76V237H75ZM102 236H103V237H102ZM154 236H156V235H154ZM162 236H163V238H162ZM228 236H229V235H227V237H228ZM232 236H234V233H233ZM242 236H243V235L239 236L240 238H235V237H234V238H235V240H236V239H242L243 237H245L246 239L249 238V237L247 238L246 236H243V237H242ZM52 237H53V238H52ZM71 237H72V238H71ZM74 237H75V238H74ZM91 237H93V238L96 239V240L94 241L93 238H92V239H93V240H92ZM110 237H111V236H110ZM128 237H131V238H128ZM177 237H178V238H177ZM222 237H223V236H222ZM227 237H225V238H227ZM241 237H242V238H241ZM254 237H253V239H251V237L249 238V239H251V242L253 241V242H252L253 244H251L250 240L248 241V243L251 244V245H255V246H254V247L250 246L249 248H247V247L249 246V244L246 245L247 241L245 240V238H243L242 240H243V243H245L244 246H246V247H244L243 245H241V244H242L241 240H240V241L238 240V244H237V243H235L236 241H231L233 238L230 239L229 242L231 241V242L233 243V245H230V244H228L226 241H224V242H226L228 245H230L231 247H229L227 244H224L225 246H224V247H221L222 250H224L223 248H225V247L227 246L228 248H227V247L225 248V249H226V252H228V251H229L228 253H232V252H233L234 255H233V254L230 255V256H229V255H226L227 257L225 256L226 258H223V259H222L221 256H222V254L224 253V252L222 251L223 253L220 252V254L222 253L221 256H217V255L215 256V255H213V257L215 256V257H214L215 260H214V258H213V261L211 260L213 263L211 262V264H230V263H231V264H233V263L236 264V261H237V260L235 261L234 258H236V259L238 258V264H240V263H241V264H250L249 261H250L251 263H254V262H255V263H258V264H264V259H263L264 256H263V255L261 256V254H260L261 250H262V252H263V253H262V252H261V253L264 254V250H263V249H264V239H262L264 236H263V237L258 236V237H261V239H262L261 246H259V245H260L259 242L261 241V239H260V240L258 239V240H259V242L257 241L258 244H255V242H256L257 239H255ZM258 237H256V238H258ZM38 238H39V239H38ZM78 238H79V239H78ZM165 238H166V239H165ZM74 239H75V240H74ZM110 239H111V238H110ZM128 239H129L130 241H128ZM132 239H133V241H132ZM164 239H165V240H164ZM171 239H174V240H171ZM176 239H177V240H176ZM254 239H255V242H254ZM63 240H64V241H63ZM78 240H79V241H78ZM140 240H141V239H140ZM160 240H162L161 242H164V243L167 241L165 244L163 243V244H164V247L162 246V243H160ZM170 240H171V242H170ZM181 240H182V241H181ZM220 240L222 241L223 239H220ZM224 240H228V239H224ZM244 240H245V241H244ZM127 241H128V242H127ZM185 241H186V240H185ZM44 242H45V243H44ZM97 242H98V240H97ZM97 242H96V243H97ZM129 242H131V243H129ZM137 242H138V244H137ZM154 242H155V241H154ZM172 242H174V243H172ZM176 242H177V243H176ZM186 242H187V241H186ZM213 242H214V241H213ZM257 242H256V243H257ZM40 243H41V242H40ZM127 243H128V244H127ZM167 243H170V244H167ZM175 243H176L177 245H176ZM240 243H241V244H240ZM23 244L25 245V247H28V246H29V244H26V243H23ZM65 244H63V245H65ZM117 244H118V243H117ZM156 244H155V246H156ZM187 244H188V243H187ZM187 244H186V245H187ZM193 244H195V245H193ZM197 244H198V243H197ZM210 244H211V245H210ZM234 244H235V245H234ZM169 245H170V246H169ZM173 245L175 246V250H174ZM184 245H185V244H184ZM184 245H183V246H184ZM189 245L187 246L188 248H190ZM198 245H199V244H198ZM238 245H239V246H238ZM80 246H81V249H80ZM111 246H112V247H111ZM115 246H116V247H115ZM122 246H121V247H122ZM161 246H162V247H161ZM216 246L218 247V249H217ZM234 246H235V247H234ZM241 246H242V247H241ZM258 246H259V247H258ZM64 247H65V246H64ZM64 247H63V249H64ZM68 247H67V248H68ZM160 247H161V248H160ZM166 247H167V248H166ZM169 247H170V248H169ZM180 247H181V245H180ZM215 247H216V249H217L218 251L215 249ZM232 247H233V248H232ZM236 247H237V248H236ZM238 247H239V248H238ZM255 247H256V248H255ZM65 248H66V247H65ZM83 248H84V249H83ZM114 248H116V249H114ZM123 248H124V246H123ZM165 248H166V249H165ZM172 248H173V250H172ZM176 248H177V249L179 248V249H178V252H177V249H176ZM250 248H251V249H254V250H252L253 252H252V251H248V252H249V253H248L247 250L250 249ZM261 248H262V249H261ZM41 249H42V250H41ZM82 249H83V250H82ZM125 249H124V250H125ZM161 249H162V251H163L164 249H165L166 251L164 250V252H162ZM242 249H244V251H242ZM246 249H247V250H246ZM251 249H250V250H251ZM255 249H257V253L254 252ZM90 250H89V251H90ZM94 250H95V249H94ZM127 250H125V251H127ZM148 250L151 251V252L149 253ZM219 250H220V251H219ZM227 250H228V251H227ZM236 250H238V251H237V254H236V256H235ZM170 251H171V252H170ZM174 251H175V252H174ZM180 251H181V252H180ZM224 251H225V250H224ZM73 252H74V253H73ZM82 252H83V253H82ZM94 252H95V251H94ZM112 252H113V253H112ZM118 252H120V255H121L122 257L118 254ZM176 252H177V253H176ZM201 252H202V251H201ZM201 252H200V253H197V254H204V253H201ZM226 252H225V253H226ZM258 252H259V253H258ZM115 253H116V255H115ZM154 253H155V254H154ZM175 253H176V254H175ZM178 253H180V255H179ZM181 253H182V254H181ZM239 253H240V254H239ZM253 253H254V254H253ZM41 254H42V253H41ZM68 254H69V255H68ZM71 254H72L73 256H72ZM74 254H75V255H74ZM112 254H114V255H112ZM146 254H147V255H146ZM153 254H154V255H153ZM169 254H171V255H169ZM172 254H174L176 257H175L174 255H172ZM90 255H91V256H90ZM150 255H151V256H150ZM162 255H163L164 257H163ZM181 255H182V256H181ZM207 255H209L210 258L212 257L211 254H207ZM210 255H211V256H210ZM224 255H225V254H224ZM224 255H223V256H224ZM256 255H258V256H257L258 258L255 257L254 260H253V259H252V260H247V259L251 258L252 256H256ZM54 256H55V257H54ZM74 256H75V257H74ZM85 256H87V257L85 258ZM119 256H120L121 258H120ZM124 256H125V257H124ZM145 256H146V257H145ZM148 256H149V257H148ZM153 256H154V257L156 256V257L154 258ZM161 256H162V258H161ZM173 256H174V257H173ZM205 256H206V254H205ZM242 256H244V260H247L248 262H246V261L242 262V261L240 260V259H243ZM259 256H260V257H259ZM47 257L49 258V262H50V259H51V262H53L54 259H56V257L58 258L59 256L56 255V254H54V253H51V255H49V256H47ZM47 257H46V258H47ZM50 257H51V258H50ZM69 257H70V260H69ZM72 257H73V258H72ZM76 257L78 258L77 260H75ZM143 257H144V260H143ZM150 257H151V258H150ZM46 258H45V260L48 261V259H46ZM117 258H116V259H117ZM171 258H172V260H170ZM177 258H178V259H177ZM202 258H203V260H202V259H201V260H199V259H195V262L198 260L199 263H197V264H201L200 262L203 263L204 261H207V260H206V257L203 256ZM252 258H253V257H252ZM72 259H73L74 261H73ZM86 259H87V261H86ZM150 259H151V260H150ZM162 259H164V260H162ZM184 259H187V260L185 261ZM189 259H190V260H189ZM208 259H209V258H208ZM52 260H53V261H52ZM66 260H67V261H66ZM68 260H69V261H68ZM71 260H72V261H71ZM124 260H122V263L125 262ZM158 260H160V261H158ZM168 260H169V261H168ZM188 260H189V261H188ZM219 260H220V261H219ZM223 260H224V261H223ZM231 260H233V261H231ZM39 261H40V260H39ZM95 261H96V262H95ZM163 261H164V262H163ZM190 261H191V262H190ZM198 261H197V262H198ZM69 262H71V263H69ZM72 262H73V263H72ZM141 262H142V263H141ZM208 262H209V260H208ZM239 262H240V263H239ZM86 263H85V264H86ZM99 264H100V263H99ZM104 264H107V263H104ZM124 264H127V263H124ZM203 264H204V263H203ZM205 264H207V262H206Z\"/></svg>", "mask_w": 264, "mask_h": 264}]
</instances>
